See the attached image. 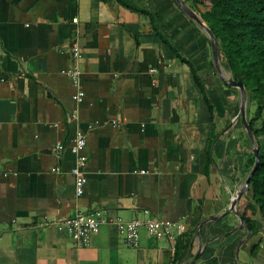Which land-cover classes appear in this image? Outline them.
Returning <instances> with one entry per match:
<instances>
[{
	"label": "crops",
	"instance_id": "obj_1",
	"mask_svg": "<svg viewBox=\"0 0 264 264\" xmlns=\"http://www.w3.org/2000/svg\"><path fill=\"white\" fill-rule=\"evenodd\" d=\"M179 1L206 24L210 2ZM208 38L174 0H0V264H190L197 252L192 264H264V241L252 258L246 227L227 211L238 126L224 127L227 92ZM75 47L79 102L68 73ZM77 129L86 139L80 196L70 171ZM97 210L110 221L87 246L58 227ZM151 217L185 230L168 240L140 228L128 245L116 222ZM172 243L184 254L175 263Z\"/></svg>",
	"mask_w": 264,
	"mask_h": 264
},
{
	"label": "trees",
	"instance_id": "obj_2",
	"mask_svg": "<svg viewBox=\"0 0 264 264\" xmlns=\"http://www.w3.org/2000/svg\"><path fill=\"white\" fill-rule=\"evenodd\" d=\"M192 1L195 3L210 2L209 8L200 12V16L206 22L217 41L219 66L229 73L230 79L242 81L244 85L246 119L256 140L259 161L253 175L250 177L248 188L240 197V200H243L244 209L242 211L239 209L236 211L239 219L243 221V225L246 227V242L247 244L249 243V255L252 258H257L262 251L261 248L264 241V237L258 235L259 233H263L264 230L258 227L255 217L259 213L264 220V117H261L264 108V0ZM209 62L217 73L212 57ZM192 73L199 84L201 95L204 98L210 114L215 113V119H219L218 117L220 116L215 112L216 106L210 98L206 83L202 80L201 76L199 77V74L193 67ZM220 84L239 92L237 88L229 86V84L222 80H220ZM221 93L223 97H226L227 94L225 91ZM251 102L255 104V111L252 117L249 116V103ZM225 103V109L230 114L225 119L224 127L234 120L232 119L234 113L232 107H230L228 102L225 101ZM239 118L242 125L241 132L239 131V133L241 136L245 135L246 143H251L250 137L243 126L240 114ZM257 119H260V124L256 126L254 121ZM218 133L212 136L210 147ZM214 161L211 153L208 152L205 159V170L209 169ZM254 161L255 156L251 151L243 163L247 175ZM255 236L256 238H253ZM182 251L183 248L175 245L172 259L174 263L181 261L180 259L184 255ZM213 264H216V262Z\"/></svg>",
	"mask_w": 264,
	"mask_h": 264
},
{
	"label": "built area",
	"instance_id": "obj_3",
	"mask_svg": "<svg viewBox=\"0 0 264 264\" xmlns=\"http://www.w3.org/2000/svg\"><path fill=\"white\" fill-rule=\"evenodd\" d=\"M76 20V19H75ZM73 56L75 59L74 66L68 70L72 78L73 85L76 89L74 98L76 101H81L84 97L82 84L79 80L80 69L78 66V58L80 52L77 47L73 49ZM156 68H151L155 72ZM70 119L77 121L78 117L75 112L71 113ZM86 146L85 134L77 129L71 141L70 151L74 155V164L71 168V174L74 177L75 195L80 196L85 189L86 179L84 176V167L86 165V158L83 153ZM57 148H61V144L56 143ZM110 221L100 211H93L89 213L76 212L75 214L66 217L59 224V228L64 227L71 236L74 244L78 246H87L90 244L92 236L98 232L103 223ZM118 229L124 234L125 242L130 246H137L139 242V230L144 228L152 237H165L168 240H173L174 235L172 229L174 228L177 234H181L185 230L183 222H171L160 217H151L146 219L135 218L127 222L118 220L116 222ZM172 252L175 249V244H170Z\"/></svg>",
	"mask_w": 264,
	"mask_h": 264
},
{
	"label": "rangeland",
	"instance_id": "obj_4",
	"mask_svg": "<svg viewBox=\"0 0 264 264\" xmlns=\"http://www.w3.org/2000/svg\"><path fill=\"white\" fill-rule=\"evenodd\" d=\"M210 56L212 57L211 55V50H210ZM215 66V65H214ZM217 71V70H216ZM220 71L223 75L224 78L228 79L229 78V73H227L224 68H221L220 67ZM218 73V72H217ZM218 77H219V74H217ZM220 78V77H219ZM223 89L226 90L227 92V95H226V102L228 103H231V105L233 106L234 108V120L233 122L234 123H237V126L238 127H234L232 128L234 131H235V139L237 140L238 142V145L236 148H234V152L231 156V165L233 167V171H235L234 175L235 176V185L233 186L234 189H240V188H243L244 186V181H245V178L247 176V173H246V170L244 169L243 167V163H244V160L247 156L250 155L251 151H252V143H247L246 146L244 144V140H246V137L245 135H239V130L242 129V125H241V122H240V118H239V107H240V93L235 91L234 89H229L227 87H224L223 86ZM231 90V91H229ZM229 96V97H228ZM224 99V98H223ZM224 102V100H222V103ZM250 105V109H249V116L252 117L254 115V111H255V104L253 102L249 103ZM245 111H246V104H245ZM261 117H264V108L262 110V115ZM240 122V123H239ZM260 119H257L254 121V124L257 126L259 125L260 123ZM230 123V122H229ZM233 124V123H232ZM232 126V125H231ZM229 127H227L228 129ZM230 128V129H231ZM243 132V131H242ZM234 134V133H233ZM241 137V138H240ZM223 144V143H221ZM254 145L256 146V140H254ZM226 147V145H225ZM226 157L228 156V154L225 155ZM225 185V183H224ZM232 186V185H231ZM240 200V199H239ZM238 200V201H239ZM215 218V217H214ZM256 220H257V224L258 226L264 230V221L263 219L260 217V215L257 214L256 216ZM242 226V223L240 221V224ZM175 229L173 228L172 229V232L175 233L174 231ZM258 235H263L264 236V232L263 233H259ZM243 237H246V232H244L243 234ZM253 238H256L253 237Z\"/></svg>",
	"mask_w": 264,
	"mask_h": 264
},
{
	"label": "water",
	"instance_id": "obj_5",
	"mask_svg": "<svg viewBox=\"0 0 264 264\" xmlns=\"http://www.w3.org/2000/svg\"><path fill=\"white\" fill-rule=\"evenodd\" d=\"M174 2L181 8V10L188 15L190 18H192L193 20H195L198 24H200L202 27L205 28V30L208 32L209 38H210V46H211V54H212V58L214 61V65L215 68L219 74L220 80H222L223 82L229 84V86L231 87H235L239 90L240 93V107H239V114L241 116V120L243 123V126L246 130V132L248 133L249 137H250V141L252 143V152L255 156V161L254 164L249 172V174L247 175V177L245 178L244 181V186L243 188H240L237 190L235 196L232 198V201L229 205V207L227 208V211H231L237 214L236 211V204L238 202V200L240 199L241 195L246 191V189L248 188V184H249V180L250 177L253 175L257 165H258V161H259V153H258V149L257 147L254 145V136L252 133V129L249 126V123L246 119V112H245V104H246V96H245V89H244V85L242 81H236L234 79H226L223 77L221 71H220V66H219V60H218V44L217 41L215 39V37L213 36L212 32L210 31V29L208 28V26L197 16V14L192 11L190 8L184 6L181 4V2L179 0H174ZM233 123V120L228 124L227 127H230ZM217 217H215L214 219H216ZM241 223H243V221L240 219ZM200 252H197L196 255L194 256V258L192 259V261L190 262V264H192L197 257L199 256Z\"/></svg>",
	"mask_w": 264,
	"mask_h": 264
}]
</instances>
